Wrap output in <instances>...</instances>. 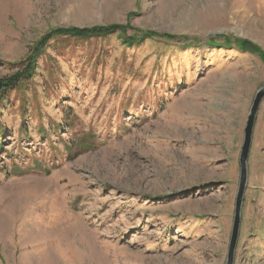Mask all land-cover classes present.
I'll return each mask as SVG.
<instances>
[{
    "label": "rangeland",
    "instance_id": "1",
    "mask_svg": "<svg viewBox=\"0 0 264 264\" xmlns=\"http://www.w3.org/2000/svg\"><path fill=\"white\" fill-rule=\"evenodd\" d=\"M115 24L179 39L56 37L0 106V264H227L264 60L221 44L264 52V0H0V78ZM247 166L234 264H264V101Z\"/></svg>",
    "mask_w": 264,
    "mask_h": 264
},
{
    "label": "trees",
    "instance_id": "2",
    "mask_svg": "<svg viewBox=\"0 0 264 264\" xmlns=\"http://www.w3.org/2000/svg\"><path fill=\"white\" fill-rule=\"evenodd\" d=\"M129 31L133 35H129ZM135 32V33H134ZM117 35L122 44L128 48L134 47L148 39H160L165 41H175L179 39L176 35L160 34L154 31H140L127 25H109V26H95L91 28H57L47 33L41 38L31 49L25 60L21 62V69L9 77L0 78V106L5 101L6 97L13 91L18 90L23 84L32 79L37 68V62L40 56L48 48L51 40L56 37H69L79 40H87L94 37H107ZM185 39L184 37H181ZM224 42L221 45L235 46L241 52H249L259 55L264 60V52L253 42L245 39H231L227 36L223 37ZM186 40V39H185ZM196 42L189 43L190 45ZM207 46H218L215 40L207 42ZM14 171V170H13ZM17 172V170H16Z\"/></svg>",
    "mask_w": 264,
    "mask_h": 264
},
{
    "label": "water",
    "instance_id": "3",
    "mask_svg": "<svg viewBox=\"0 0 264 264\" xmlns=\"http://www.w3.org/2000/svg\"><path fill=\"white\" fill-rule=\"evenodd\" d=\"M263 101H264V87L261 88L255 96V99L253 101V104L251 106V109L248 115L246 127L244 130V142H243L242 151L240 154V168H241L240 182H239V188H238L237 199H236L235 216H234L232 236H231L230 246H229V251H228L227 264H234V260H235V251L237 248V244L239 240V233H240L241 212H242V207H243L244 194H245V191L247 188V182H248L247 162H248L249 155L251 152L253 134H254V128H255V124L257 120V115H258V112L260 110V107Z\"/></svg>",
    "mask_w": 264,
    "mask_h": 264
},
{
    "label": "bare ground",
    "instance_id": "4",
    "mask_svg": "<svg viewBox=\"0 0 264 264\" xmlns=\"http://www.w3.org/2000/svg\"><path fill=\"white\" fill-rule=\"evenodd\" d=\"M207 135H208V133H207ZM210 135V134H209Z\"/></svg>",
    "mask_w": 264,
    "mask_h": 264
}]
</instances>
